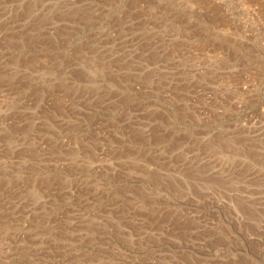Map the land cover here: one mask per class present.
I'll use <instances>...</instances> for the list:
<instances>
[{"label": "rangeland", "instance_id": "rangeland-1", "mask_svg": "<svg viewBox=\"0 0 264 264\" xmlns=\"http://www.w3.org/2000/svg\"><path fill=\"white\" fill-rule=\"evenodd\" d=\"M0 264H264V0H0Z\"/></svg>", "mask_w": 264, "mask_h": 264}]
</instances>
